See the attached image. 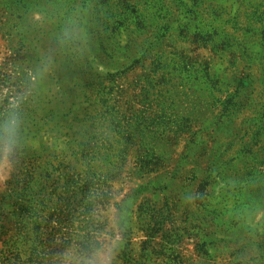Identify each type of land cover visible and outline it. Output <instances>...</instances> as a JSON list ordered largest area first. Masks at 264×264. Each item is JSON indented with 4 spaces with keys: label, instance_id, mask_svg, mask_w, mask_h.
I'll use <instances>...</instances> for the list:
<instances>
[{
    "label": "rangeland",
    "instance_id": "obj_1",
    "mask_svg": "<svg viewBox=\"0 0 264 264\" xmlns=\"http://www.w3.org/2000/svg\"><path fill=\"white\" fill-rule=\"evenodd\" d=\"M0 264H264V0H0Z\"/></svg>",
    "mask_w": 264,
    "mask_h": 264
},
{
    "label": "clouds",
    "instance_id": "obj_2",
    "mask_svg": "<svg viewBox=\"0 0 264 264\" xmlns=\"http://www.w3.org/2000/svg\"><path fill=\"white\" fill-rule=\"evenodd\" d=\"M19 120L12 114L4 122L0 131V164L9 165L18 141Z\"/></svg>",
    "mask_w": 264,
    "mask_h": 264
},
{
    "label": "trees",
    "instance_id": "obj_3",
    "mask_svg": "<svg viewBox=\"0 0 264 264\" xmlns=\"http://www.w3.org/2000/svg\"><path fill=\"white\" fill-rule=\"evenodd\" d=\"M0 131H2L1 128H0ZM0 226H1V227H4L3 220H2V218H1V216H0Z\"/></svg>",
    "mask_w": 264,
    "mask_h": 264
}]
</instances>
